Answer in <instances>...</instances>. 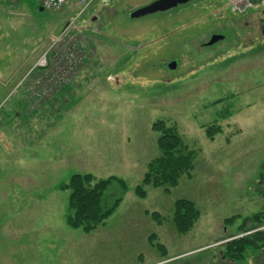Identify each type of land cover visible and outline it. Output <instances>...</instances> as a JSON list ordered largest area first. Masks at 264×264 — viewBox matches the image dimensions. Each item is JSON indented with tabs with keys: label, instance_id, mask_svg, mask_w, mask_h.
Instances as JSON below:
<instances>
[{
	"label": "rangeland",
	"instance_id": "rangeland-1",
	"mask_svg": "<svg viewBox=\"0 0 264 264\" xmlns=\"http://www.w3.org/2000/svg\"><path fill=\"white\" fill-rule=\"evenodd\" d=\"M40 1L0 0V264H264V248L221 254L264 205L258 0H193L137 18L153 0H95L81 16L74 0L60 11ZM61 33L50 64L30 72ZM212 33L225 39L202 47ZM158 119L194 151L193 168L141 198L135 187L160 155ZM208 124L221 128L212 140ZM74 173L127 185L88 233L65 221L70 191L59 186ZM119 193L110 185L104 204ZM179 198L200 213L184 234L171 219Z\"/></svg>",
	"mask_w": 264,
	"mask_h": 264
},
{
	"label": "trees",
	"instance_id": "trees-1",
	"mask_svg": "<svg viewBox=\"0 0 264 264\" xmlns=\"http://www.w3.org/2000/svg\"><path fill=\"white\" fill-rule=\"evenodd\" d=\"M151 129L158 133L156 144L160 155L152 159L147 166L140 184L136 185L135 193L139 197L146 195L144 186L162 187L164 191L177 185L179 178L186 174L190 177L193 168L194 151L190 150L179 136L175 126H169L164 120L158 119L151 125ZM221 131L215 124L204 126L207 138L213 139L214 135ZM258 186L259 192L264 197V162L262 164ZM115 184L120 193L110 205H105L103 196L106 189ZM61 189H69L66 224L73 229H80L88 233L108 218L122 201L123 194L127 191L125 181L116 176L95 178L91 173H74L67 183L59 186ZM199 210L195 204L184 198L176 199L173 204L172 222L179 233L189 231L199 218ZM151 216L158 220L155 212ZM238 216L233 215L225 219L230 224ZM237 231L246 234L226 242L222 257L229 260H241L247 250H261L264 248V205L261 210L245 218L238 226Z\"/></svg>",
	"mask_w": 264,
	"mask_h": 264
},
{
	"label": "built area",
	"instance_id": "built-area-1",
	"mask_svg": "<svg viewBox=\"0 0 264 264\" xmlns=\"http://www.w3.org/2000/svg\"><path fill=\"white\" fill-rule=\"evenodd\" d=\"M74 1L76 6V16H81L84 12L87 11V9L91 6V4L95 0H74ZM67 2L68 0H41L40 4L43 9L60 11L67 4ZM62 34L63 33L52 39L51 45L37 57L33 66L30 69V72L33 73L39 70H43L45 67H47L50 64L54 54L53 52H51V47L61 40ZM55 73L58 72L56 71Z\"/></svg>",
	"mask_w": 264,
	"mask_h": 264
},
{
	"label": "water",
	"instance_id": "water-1",
	"mask_svg": "<svg viewBox=\"0 0 264 264\" xmlns=\"http://www.w3.org/2000/svg\"><path fill=\"white\" fill-rule=\"evenodd\" d=\"M190 1L192 0H153L152 2L144 6H141L139 8L132 10V12L130 13V17L137 18V17L155 13V12L167 11L171 8H174L178 5L188 3ZM223 37L224 36L221 34H214L211 36L210 40L208 41V44H212L218 39H221ZM175 66H176L175 61H172L171 63H169L170 68H175Z\"/></svg>",
	"mask_w": 264,
	"mask_h": 264
},
{
	"label": "flooded vegetation",
	"instance_id": "flooded-vegetation-1",
	"mask_svg": "<svg viewBox=\"0 0 264 264\" xmlns=\"http://www.w3.org/2000/svg\"><path fill=\"white\" fill-rule=\"evenodd\" d=\"M193 1V0H192ZM258 9H257V12L258 11H260V12H262V14H260V16H257V18H256V20H255V22H256V26L255 27H257V30L259 31V37L258 38H254V40H259V39H261V38H264V0H258ZM189 3V2H188ZM184 5V4H183ZM250 26L252 25V24H249ZM214 34H217V33H212L211 35H210V37H209V39L211 38V36L212 35H214ZM218 34H220V33H218ZM221 35H223V34H221ZM224 36V35H223ZM209 39H208V41H209ZM225 39V36L223 37V38H221V39H218L217 41H215L214 43H212V44H208V41H206V42H203V43H201V46L202 47H208V46H212V45H214L215 43H217L218 41H223ZM249 40H252V39H249Z\"/></svg>",
	"mask_w": 264,
	"mask_h": 264
},
{
	"label": "crops",
	"instance_id": "crops-1",
	"mask_svg": "<svg viewBox=\"0 0 264 264\" xmlns=\"http://www.w3.org/2000/svg\"><path fill=\"white\" fill-rule=\"evenodd\" d=\"M74 4H75V1H74ZM39 5H41V4L39 3Z\"/></svg>",
	"mask_w": 264,
	"mask_h": 264
}]
</instances>
